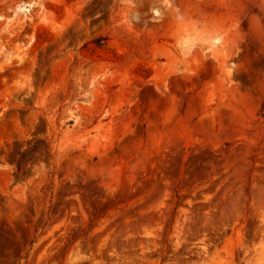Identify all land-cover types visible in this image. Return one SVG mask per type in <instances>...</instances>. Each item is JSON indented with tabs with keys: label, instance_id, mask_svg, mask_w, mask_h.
Returning a JSON list of instances; mask_svg holds the SVG:
<instances>
[{
	"label": "rangeland",
	"instance_id": "374dc122",
	"mask_svg": "<svg viewBox=\"0 0 264 264\" xmlns=\"http://www.w3.org/2000/svg\"><path fill=\"white\" fill-rule=\"evenodd\" d=\"M220 1L0 0V264H264V140L199 132L222 82L264 123V0Z\"/></svg>",
	"mask_w": 264,
	"mask_h": 264
},
{
	"label": "bare ground",
	"instance_id": "6f19581e",
	"mask_svg": "<svg viewBox=\"0 0 264 264\" xmlns=\"http://www.w3.org/2000/svg\"><path fill=\"white\" fill-rule=\"evenodd\" d=\"M221 1L224 2L223 0H221ZM229 1L235 2L238 6V7L237 6L236 7L241 9V10L246 6L248 1L250 2V0H229ZM194 3H193L194 7L198 8L200 11H202V4L197 3V2H194ZM29 6H31L30 3L26 4L24 9L29 10L30 9ZM224 17H227V16H224ZM254 21H256V28H257L258 32H262L263 28H264L262 26V23L258 19L257 20L255 19ZM254 21H253V23L255 25ZM232 36H233V34H232ZM194 59L197 61V57L194 56ZM226 62H228V60ZM232 75H233V69H229L228 70V76L231 77ZM260 91L262 93H264V82H261V84H260ZM252 93L249 90H242L240 88V85L238 82H236V85L231 87L229 89V91H227L224 88L223 82L214 85L213 89L211 91V94L215 95V96H217L218 94L221 95V105L215 111V115L218 116V118H219L220 130H219V132H212L211 126H212V123H214V118H212V120H211L212 122H208L207 124L202 123L200 128H199V132L204 137H206L211 144H214L217 141H220L222 138H224L223 136L227 137L229 134H231V135L237 134L239 137L247 140L245 150L243 152H240L238 155L234 156L235 158H234V160L232 159L233 160L231 162L232 164H234L233 162H236V161L238 162V160L243 162V163H246L248 160V157L251 156L250 154L252 153L253 148L256 147L257 144L261 140H264V123L256 122L257 120L254 119V113H253L254 108L252 109V106H254V105H251L249 103L250 99H254V96L252 95ZM226 111H228L229 113H227ZM170 125H172V124H170ZM175 125H176L175 129L173 131H170L168 133V135L165 136L166 137L165 139H163L162 141L156 140V146L152 145L149 151H146L143 154V156L140 155V157L142 158L141 161L143 163L142 167L144 170L146 169L147 165H151L153 167V169H155L154 166H155L157 160L161 156H163V157L166 156V154L164 153L165 151L169 152L170 146L173 144L174 140H176L175 136L178 134L180 135L183 132V127L180 126L178 124V122H176ZM249 159H250V157H249ZM159 161H161V159ZM158 164H156V166ZM246 166L243 165L237 170L239 177L246 176L245 175L246 170H247ZM143 169H141V170H143ZM147 169H148L147 171H150L149 170L150 168L147 167ZM153 169H152V171H153ZM114 170H116V169H114ZM248 173H249V171H248ZM118 174H121V172H119ZM120 176H122V175H120ZM258 195H260L259 202L263 205L264 204V186H262L259 189ZM237 201H239V200H237ZM236 203H238V202H236ZM239 206L235 204L234 209L236 211L241 210V208Z\"/></svg>",
	"mask_w": 264,
	"mask_h": 264
}]
</instances>
